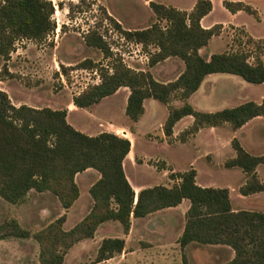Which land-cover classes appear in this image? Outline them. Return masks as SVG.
<instances>
[{"label":"trees","instance_id":"16d2710c","mask_svg":"<svg viewBox=\"0 0 264 264\" xmlns=\"http://www.w3.org/2000/svg\"><path fill=\"white\" fill-rule=\"evenodd\" d=\"M147 1L156 18L149 26L124 29L114 17H107L128 41L141 44L145 50L154 47V51H148L151 67L168 58H179L184 69L175 80L162 82L150 71L129 67L122 58L100 66L86 59L79 66L96 68L101 82L90 84L73 97L77 107H90L119 88L128 87L126 114L134 122L145 113L147 98L168 106L163 130L169 143L175 140V125L186 116H193L194 121L178 135L176 140L181 142H187L203 128L230 124L237 130L256 117H264V96L260 103L247 101L215 112L198 110L188 102L209 74L227 73L252 84L264 83V38L255 39L238 27L246 40L238 37L236 50L214 53L206 59L200 50L223 28L222 24L210 28L201 24L202 18L213 10L211 0H197L189 12ZM223 4L232 13L244 11L259 19L258 10L244 1L224 0ZM55 10L52 0H0V56L5 60L0 72L2 80L21 79L7 65L16 43L23 39L40 42L52 35L57 28ZM85 42L101 51L106 59L112 57L111 47L97 29L86 34ZM63 70L68 69L63 66ZM175 100L182 101V105H173ZM232 147L236 155L227 159L225 166L240 168L245 173L241 194L263 192L264 181L257 168L264 163V156L251 154L237 138L232 140ZM130 150L131 141L125 136L108 131L88 135L68 122L66 109L16 106L0 88V198L21 205L32 190L51 192L64 209H69L80 196L76 175L89 168L100 173L90 188L91 210L71 229L64 228L66 214L33 234L16 219H10L0 223V240L32 236L39 245L40 264H65L69 250L80 241L93 238L103 223L117 221L124 234H128L133 218L178 206L189 199L184 231L178 239L182 248L192 243L225 245L234 250L235 256L224 264H264V211L234 210L229 188L198 185L194 168L182 172L171 169L173 185L143 188L136 198L123 166ZM158 168L168 167L163 162ZM125 245L124 238H105L96 263L122 253Z\"/></svg>","mask_w":264,"mask_h":264},{"label":"rangeland","instance_id":"374dc122","mask_svg":"<svg viewBox=\"0 0 264 264\" xmlns=\"http://www.w3.org/2000/svg\"><path fill=\"white\" fill-rule=\"evenodd\" d=\"M154 1L188 9L194 0ZM239 1H244L256 8L261 15V21L247 12H241L234 19H231L229 14L222 9L219 0H215L216 7L209 19L225 21L230 18L233 24L245 25L252 33L264 36V0ZM52 2L56 7L53 15L57 25L55 32L40 42L25 39L18 41L16 50L7 62L8 69L10 66L12 73L21 77V82L18 78H14L6 79L9 81L4 83L0 78V88H7L15 102L21 101L36 108L50 107L54 109L64 105L71 96L78 95L90 84L96 82V75L94 74L96 68L88 69L79 66L86 59L92 60L100 66L101 64L107 65L114 59L122 58L133 69L142 70L149 67L150 55L148 51H154V47L145 50L141 44L128 41L107 17L110 12L114 16L116 15L121 20L119 22L121 26L126 29L149 26L156 20L149 2L147 3L146 0H52ZM91 29H97L103 35V39L111 47L112 57L106 59L101 51L87 46L85 36ZM240 31L238 27L228 25L225 34L221 38L214 39L205 48L204 57H208L213 52L219 53L226 50L228 43L231 44L229 49H237L238 42L235 39L239 40L238 37H241L243 41L246 40V36ZM4 64L5 60L0 56V72ZM63 66L68 69L67 72L63 70ZM9 71L11 72L10 69ZM98 75H100L99 71ZM231 83L230 93L226 95L225 101L207 93L204 85L200 91L190 97L188 102L198 110L215 112L219 108L225 107V104L228 106L237 104L244 98L258 100L263 92V85L249 83L237 75H232ZM149 101L147 112L139 124V132H151L155 136H159L162 131L159 124L164 120L167 108L165 104L154 98H150ZM179 102L182 105V101L179 100ZM114 107V112L110 113L107 118L118 124L128 123V121L134 122L126 114L122 101H117ZM83 120L87 119L83 118ZM208 133L212 132L206 130L201 134L198 145L201 146L200 150L203 152L207 149L214 152L216 157L214 168L209 164L206 157L199 158V151L193 142L183 146L179 143H160V139L157 137L154 138V142L142 137L139 140V147L153 158L166 160L177 171L189 170L191 164H195L200 172V182L218 186L238 185L244 178L243 172L239 168H226L223 164L227 158L235 156L234 148L229 142V138L234 134L233 128L226 126L218 130L217 134L209 135ZM238 137L248 152L254 155H264V141L256 139L251 127L238 132ZM151 163H154L157 168L163 165L161 160H154ZM259 172L264 177V165L259 168ZM139 175L143 181L159 184H166L170 178H163L147 167L144 170L140 169ZM173 181L170 180L169 182L174 183ZM237 195L238 193H233L235 207L243 210L264 211V194L262 195V205H253L249 200L237 198ZM54 196L58 199L56 195ZM35 210L37 208L28 205V202L21 205L8 203L1 208L0 223L16 219L23 228L33 234L42 229L40 226L43 222L47 223L46 220H40ZM111 223L118 226L116 229L109 227L110 230L108 231L113 235L123 236L122 225L117 221ZM177 225L179 223L164 233L165 235H162L166 240L174 239L165 246L166 250L158 251V253L157 251L143 253L144 250L142 249L146 248L144 243L136 245L134 239L129 238V247L126 253L116 254L111 259L96 263L98 253L96 241L101 235L99 232L96 240L84 242L72 252H68L65 264H223L229 260L230 254L226 246L218 248L192 243V245L182 248L175 238L178 234ZM138 228L136 233H140L144 229L143 226ZM150 231V234L147 233L149 238L159 239L161 237L155 229L150 228ZM131 248H134L135 252L128 255L127 252ZM0 264H40L38 243L32 236L28 238L10 237L0 240Z\"/></svg>","mask_w":264,"mask_h":264},{"label":"crops","instance_id":"0c3cea01","mask_svg":"<svg viewBox=\"0 0 264 264\" xmlns=\"http://www.w3.org/2000/svg\"><path fill=\"white\" fill-rule=\"evenodd\" d=\"M211 1L213 2V10L209 14H207L206 16H204L202 18L201 24L205 28H210V27L214 26L215 24H222L223 28H222V31L219 35L213 36L211 38V40L209 41V44L214 39L221 38L225 34L226 27L228 25H231L235 28L236 27H243L246 30V32L251 37H253L255 39L264 38V36L252 33L251 30L249 28H247L245 25L233 24L231 22L232 21L231 19H234L236 16H238L239 13L244 12V11H239L237 13L230 12L223 4L224 0H219V2L221 4L222 9L226 13L229 14L231 19L229 18V20H225V21L209 19L210 15L212 14V12L215 10V7H216L215 0H211ZM234 1H239V0H234ZM146 2L148 3L149 1L146 0ZM196 2H197V0H194L191 7L188 9L183 8V7H180V8L177 7V8L189 12L193 9ZM109 14H111L112 17H114L116 20H118V22H121V20L116 15L114 16V14H112L111 12ZM258 20L261 21V15L260 14H259ZM209 44L200 50V53L202 55H203V51L205 50V48H207L209 46ZM230 47H231V44L228 43L226 50H224L222 52L231 50V49H229ZM234 50H236V49H234ZM222 52H219V53H222ZM18 54H19V51H18ZM212 54H214V52L205 58L209 59L212 56ZM263 60H264V55H263ZM148 64H149V62H148ZM148 66H149L148 68L145 67L142 70L143 71L149 70L157 80H160L162 82H169V81L175 80L179 76L181 71L184 69V63L179 58H168V59H166V60H164V61H162V62H160V63H158L152 67L150 65H148ZM9 69L12 72V68L10 66H9ZM136 70H138V69L136 68ZM232 75L233 74H227V73L209 74L205 77L200 88L195 93L200 91L202 86L205 85L207 93H209L210 95H215L220 100L225 101V99H227L226 95H228L230 93L229 88H230V85H232V83H231L232 82ZM7 81H9V80H3L4 83H6ZM19 81L21 82V79H19ZM259 85L264 86V83L259 84ZM27 87H34V86H27ZM2 89L5 90L6 92H8L7 88L3 87ZM195 93H193L191 95V97ZM8 94L10 95L9 92H8ZM129 95H130V89L128 87H121L114 94L103 98L100 102L93 104L92 106L87 107V108L77 107L73 102V97L71 96L64 105L58 106L54 109H66L68 122L72 126H74L77 130H80V131H82L88 135L93 136V135H98L101 132L108 131V132H114L120 136H125L131 141V150L128 153V155L126 156V158L124 159L123 166H124V171H125V174L127 176V179L129 180L130 184L132 185L133 189L135 190L136 198H137L139 191L143 188L153 187L156 185H166V186L173 185L174 183L169 182L170 180L172 181V179L169 178L168 174L171 172V169L173 171H177L176 168L174 166H172L166 160L159 159V158H153V157L149 156L147 153L143 152L139 147V140H141L142 137L147 138V140H149L151 142H154L155 141L154 138L157 137L160 139V143H168V144L179 143L183 146H185L188 143L190 144L191 142H193V144L196 146L197 150L199 151V155H200L199 158L206 157L208 159L209 164H211L212 168H214L216 166V162H215L216 157L214 155V152H212L209 149L205 150L204 152L201 151L200 150L201 146L198 145V141L201 138V134L204 131L207 130V131L212 132V133H208L209 135H212L213 133L217 134L218 130H220L222 127L231 126L230 124H224L223 126H220V127L203 128L195 136L191 137L187 142H181L179 140H176L178 135L182 131H184L187 127L192 125L193 121H194L193 116H186V117L182 118L179 122H177V124L174 127L175 142L169 143L167 140V137L164 133V130H163V125H164V123H165V121L169 115V108L167 105H166L167 110L165 112V114H166L165 118L159 124V126L162 130L161 134L159 136H155L151 132H143V133L139 132V124L147 112V105L150 102L149 101L150 98H147L144 101L145 113L143 114L141 119L137 122L128 121V123L125 122L124 124H118V123L114 122L113 120H110V118H107V116L110 113L114 112V108H115L114 105L119 100L122 101L124 108L126 110ZM263 96H264V87H263V92L261 94V97L258 100H251L250 98H244V99H241L239 102H237V104H233L230 106L225 104L226 105L225 107L219 108L218 110H222V109L228 108V107H235V106H238V105H240L244 102H247V101H255V102L260 103L263 99ZM10 97H11V95H10ZM119 97H121V98H119ZM11 99L13 100L12 97H11ZM12 102L16 106H20V105L24 104L21 101L15 102L13 100ZM180 103L181 102H179V100H178V101L173 102V105L179 106V105H181ZM223 103H226V102H223ZM82 115H85L87 117H84ZM75 116H78V117H75ZM83 118H85L87 120H83ZM249 127L252 128L253 134L255 135L257 140L264 141V117H256V118L250 120L249 122H247L241 128H239L237 130L233 129L234 134L232 137L229 138V142H230L231 146H232V140L234 138H237L240 141V143L242 144V146L245 148L242 140L239 139V137H238V132L243 131ZM235 155H236V152H235ZM259 156H264V155H259ZM233 157H235V156H233ZM229 158H232V157H229ZM229 158H227V159H229ZM154 160H157V161L161 160V161L165 162L168 168L167 169L157 168L154 164L151 163V161H154ZM226 160L223 162L224 166H225ZM263 165H264V163L261 164L257 168L259 177L262 181H264V177H262V175L260 174L259 168H261ZM145 167L151 168L152 170H154L155 173L159 174L163 178H169L167 180L168 182L166 184H159V183H151V182L143 181L140 178L139 172H140V169L144 170ZM190 167L194 168L197 171L196 180H197L198 185H200L202 187H216V188L217 187H220V188L226 187V188H229L232 207L234 210H243V209L235 207L233 204V193H235V192L238 193L237 198H239L241 200H249L251 202V204H253V205L254 204L255 205H258V204L262 205L261 201L263 199L262 195L264 194V191L258 192L255 194H251L248 196H244L241 194L240 187L245 183L246 176H245V173L240 168L239 169L244 174V178L239 182L238 185H236V186H234V185L218 186V185L212 184V183L200 182L199 181V173H200L199 170L196 168L195 164H191ZM233 168H237V167H233ZM99 178H100V173H99V171H97L94 168H89L83 172H79L76 175V181H77L78 186L80 188V196L69 209H64L63 206L61 205L59 199H56V197L51 192H37L35 190H32L30 192L29 199L25 202V204H27V202H28V205H30V206L33 205L35 208H37V210H35V212H37V216L40 218V220L41 219L46 220L47 223L43 222V224H41V226H40V229L43 228L44 226L50 224L52 221H54L55 219H57L61 215L66 214L67 218H66V221L64 224V228L66 230H69L73 226H75L78 222H80L91 210L92 205H93V198L90 194V188ZM173 182H175V181H173ZM7 204H8L7 201L0 198V211H1V208L5 207ZM190 204H191V202L189 199H184L182 201V203L179 204L178 206L159 210V211L151 213L145 217L133 218L130 232L128 234H124L123 236H116V235L111 234L110 231H108V230H110L109 227H113L114 229H116L117 228L116 226H118V225H115V223H111L113 221H107V222L103 223L98 228V230H97V232L93 238L85 239V240H82L79 243L75 244L70 249L69 253L72 252V250H74L78 245H80L84 242H88L89 240H93V241L96 240L97 234H99V232H101V235H100L99 240L96 241L97 242V250L99 249V246L101 245L102 241L105 238H110V237L111 238L121 237V238L125 239L126 246H125L123 253H126V250L129 247V238H133L136 245L144 243L146 248L142 249V250H144V251H142L143 253H151L150 251H157V253H158V251L160 252L162 250H166L165 246L167 244L169 245L168 242L174 238L166 240L163 238L164 236L162 237V235H165L164 233H167L172 227H174L175 224L179 223V225H177V229H178L177 233L178 234L175 236V238L177 240L179 239V237L182 235V233L184 231L185 222H186L185 221V219H186L185 214H186L187 210L189 209ZM106 224H109V225H106ZM141 226H143V228H144L143 231L140 233H136L137 228L141 227ZM150 228L158 231L156 233H159L158 235H160L161 237L159 239L149 238L147 236V233L148 234L151 233ZM193 244H195V243H193ZM190 245H192V244H189L188 246H190ZM141 246H140V248H142ZM208 246H215L218 248L219 247H225V245H208ZM226 248H228V251L230 254L229 260H231L232 258H234L235 252L231 247L226 246ZM147 251H149V252H147ZM133 252H135V249L131 248V249H129V252H127V254L129 255L130 253H133ZM229 260H227V261H229Z\"/></svg>","mask_w":264,"mask_h":264},{"label":"built area","instance_id":"2783aa9c","mask_svg":"<svg viewBox=\"0 0 264 264\" xmlns=\"http://www.w3.org/2000/svg\"><path fill=\"white\" fill-rule=\"evenodd\" d=\"M145 58L148 59L147 56H145ZM93 72H94V71H93ZM94 74L96 75V79H95L96 82H93L92 84H98V83H100V82H101V76L98 75V71L96 70V71L94 72ZM86 88H87V87H86ZM84 90H85V89H84Z\"/></svg>","mask_w":264,"mask_h":264}]
</instances>
